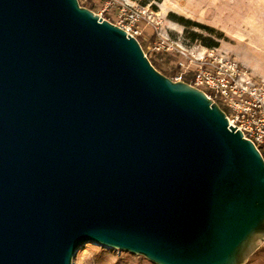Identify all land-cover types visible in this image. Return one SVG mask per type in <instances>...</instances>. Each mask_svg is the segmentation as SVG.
I'll use <instances>...</instances> for the list:
<instances>
[{"label":"water","instance_id":"obj_1","mask_svg":"<svg viewBox=\"0 0 264 264\" xmlns=\"http://www.w3.org/2000/svg\"><path fill=\"white\" fill-rule=\"evenodd\" d=\"M264 157L79 0H0V264H73L88 242L155 264H246Z\"/></svg>","mask_w":264,"mask_h":264},{"label":"rangeland","instance_id":"obj_2","mask_svg":"<svg viewBox=\"0 0 264 264\" xmlns=\"http://www.w3.org/2000/svg\"><path fill=\"white\" fill-rule=\"evenodd\" d=\"M79 2L118 26H132L150 61L173 80L192 83L201 61L207 60L222 67L221 73L236 70L241 84L264 92V0ZM132 11L138 13L137 19L128 17ZM207 66L217 75L218 68ZM216 102L230 113L222 98ZM73 264L155 263L142 255L88 242L80 247ZM246 264H264V241Z\"/></svg>","mask_w":264,"mask_h":264},{"label":"built area","instance_id":"obj_3","mask_svg":"<svg viewBox=\"0 0 264 264\" xmlns=\"http://www.w3.org/2000/svg\"><path fill=\"white\" fill-rule=\"evenodd\" d=\"M128 15L137 19L138 13L132 11ZM120 27L135 36L132 26ZM207 65L218 68L217 75ZM221 71L223 68L216 66L212 61H201L197 74L190 84L203 89L214 101L222 98L230 111L229 114L225 111L230 125L240 129L245 138L252 140L264 157V92H259L256 87L241 84L236 78V70L230 73Z\"/></svg>","mask_w":264,"mask_h":264},{"label":"trees","instance_id":"obj_4","mask_svg":"<svg viewBox=\"0 0 264 264\" xmlns=\"http://www.w3.org/2000/svg\"><path fill=\"white\" fill-rule=\"evenodd\" d=\"M138 40H139V38H138ZM151 62L156 67V69H157V63L156 62H153V61H151Z\"/></svg>","mask_w":264,"mask_h":264}]
</instances>
